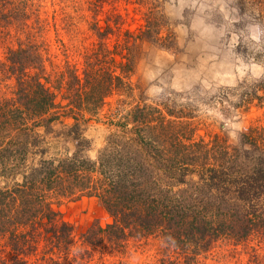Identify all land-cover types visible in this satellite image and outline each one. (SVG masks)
Masks as SVG:
<instances>
[{"label": "trees", "instance_id": "obj_1", "mask_svg": "<svg viewBox=\"0 0 264 264\" xmlns=\"http://www.w3.org/2000/svg\"><path fill=\"white\" fill-rule=\"evenodd\" d=\"M249 1L264 38V0ZM33 8V0H0V74L12 81L0 94V264L39 254L38 264H82L92 250L124 254L130 241L148 238L162 244L158 264H198L222 241L254 243L251 263L264 264V128H248L235 144L205 140L168 120L165 107L125 101L101 120L108 98L131 91L125 69L141 41L159 40L157 28L126 32L133 46L116 54L110 27L96 21L98 44L80 66L47 73L45 24ZM250 98L264 108V79ZM97 123L107 135L91 158L85 132ZM82 197L95 199L109 222H93L75 240L52 204Z\"/></svg>", "mask_w": 264, "mask_h": 264}, {"label": "rangeland", "instance_id": "obj_2", "mask_svg": "<svg viewBox=\"0 0 264 264\" xmlns=\"http://www.w3.org/2000/svg\"><path fill=\"white\" fill-rule=\"evenodd\" d=\"M241 2L33 0V9L38 10L45 24L47 73L67 64L80 66L85 50L98 44L90 30L96 21L110 27L108 45L116 54H126V49L133 46L126 32L139 36L146 26L157 28L159 40L141 41L133 51L132 67L125 69L124 81L131 91L123 92L126 96L113 94L108 98L109 106H105L101 120L118 101H125L126 108L136 103L157 105L173 114L168 120L195 129V138L208 140L215 135L235 144L238 134L248 128H264V108L250 98L254 87L264 79V38L252 18L251 1ZM29 14L31 24L36 11ZM3 59L0 44V63ZM11 86L12 81L0 74V94L8 95ZM85 135L92 142L89 156L93 158L107 131L97 123L90 125ZM52 208L73 227L75 240L93 222H109L93 198H58ZM254 245L233 247L218 242L198 264H252ZM255 249L258 255L263 254L262 249ZM162 251L158 240L148 238L130 241L124 254L108 248L92 250L82 264H158ZM40 256L28 258L27 264H38Z\"/></svg>", "mask_w": 264, "mask_h": 264}]
</instances>
